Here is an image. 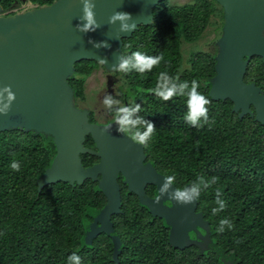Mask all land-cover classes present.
Returning a JSON list of instances; mask_svg holds the SVG:
<instances>
[{
	"label": "trees",
	"instance_id": "16d2710c",
	"mask_svg": "<svg viewBox=\"0 0 264 264\" xmlns=\"http://www.w3.org/2000/svg\"><path fill=\"white\" fill-rule=\"evenodd\" d=\"M51 4L54 0H32ZM7 8L10 5H6ZM149 26L141 25L131 38L124 39L125 58L134 52L146 56L162 55L151 71L117 73L128 85L126 93L141 105L134 117L155 125L147 142L148 160L163 174L175 175V186L216 177V183L202 189L197 214L212 230V241L234 264H264V123L251 115L240 117L231 100L211 95L216 75V58L209 51L191 53L187 61L183 42L194 43L211 24L212 16L224 11L215 0L174 5L164 0L154 10ZM100 63L83 60L69 79L75 89V102L85 100V80ZM161 72L177 82L196 80L198 91L208 100V122L195 127L185 120L187 96L165 101L154 93ZM264 92V64L255 57L246 74ZM92 120H93V115ZM86 144L94 145L89 136ZM57 153L54 139L43 133L16 129L0 134V264H68L72 252L81 256V264H231L206 247L197 232V240L184 249L170 242V227L153 215L139 197L122 187V210L112 216L121 239L117 256L110 235L102 232L86 243L88 228L99 218L107 203L98 182L87 179L81 185L58 182L38 189V180L51 166ZM85 166L99 161L92 154L82 155ZM20 163L14 171L11 162ZM227 207L217 215L216 190ZM227 217L233 228L217 231L218 222ZM205 226V227H206ZM199 227L202 235L206 228Z\"/></svg>",
	"mask_w": 264,
	"mask_h": 264
},
{
	"label": "water",
	"instance_id": "95a60500",
	"mask_svg": "<svg viewBox=\"0 0 264 264\" xmlns=\"http://www.w3.org/2000/svg\"><path fill=\"white\" fill-rule=\"evenodd\" d=\"M163 1L94 0L96 23L87 31L84 0H54L13 15H0V92L5 102L9 91L14 96L8 113L0 114V134L23 129L54 139L57 153L38 180L39 191L58 182H98L107 203L98 220L89 226L86 243L92 244L105 232L112 237L119 255L122 242L112 216L122 210V175L140 202L166 221L173 246L184 249L197 244L190 237L191 232H197L207 248L234 264L233 257L212 241L211 228L197 214V201L184 205L161 196L160 185L166 175L146 161V146L121 133L117 123L92 122L90 112L78 108L75 89L69 82L76 73V63L83 60L96 61L107 71L117 72L120 59L125 58L124 39L131 38L141 25H151L155 8ZM215 1L223 8L224 25L217 41L211 95L217 100H231L241 118L249 114L264 123V92L255 82L246 81L254 57H261L264 64V0ZM118 13L130 14L128 23L135 22V28L122 31ZM89 136L94 149L86 145ZM84 154L97 156L100 161L85 166ZM149 185L156 187V197L148 194ZM176 188L173 184L169 192ZM199 227L206 228L205 235Z\"/></svg>",
	"mask_w": 264,
	"mask_h": 264
},
{
	"label": "clouds",
	"instance_id": "9594fccd",
	"mask_svg": "<svg viewBox=\"0 0 264 264\" xmlns=\"http://www.w3.org/2000/svg\"><path fill=\"white\" fill-rule=\"evenodd\" d=\"M84 17L87 24L84 30H91L92 26L96 23L95 21V3L94 0H84ZM116 18L122 21V31H131L135 28V22L128 23L131 19L128 13H118ZM163 59L162 55L155 57L146 56L141 52L137 51L131 54L127 58H121L120 62L116 66V70L121 73H129L136 71L138 73H145L151 71V69L160 63ZM176 78L171 77L167 72H161L159 79L155 85L154 93L163 100L167 101L173 96H187L188 111L185 114V120L192 126H202V122H208V107L209 100L198 91L200 85L196 80H192L191 84L187 81L177 82ZM8 91V89H4ZM14 98L13 94L9 91L7 101L3 99V92H0V114H7L9 111V105L11 100ZM119 101L115 100L110 94L106 95L103 100V104L106 108L111 109L114 104H118ZM141 105L134 104L133 106H121L115 113V123L119 125V131L131 138L133 141L140 145H146L152 136L155 129V125L142 118L134 117V114L139 112ZM11 168L14 171L20 170V163L13 160L11 162ZM217 178L212 177L211 179H205L203 176L198 177L196 181L184 187H179L169 192V189L175 184V175H167L164 177L162 185H160V194L169 196L170 199L180 204H192L199 200L202 189L209 188L212 184L216 183ZM222 194L219 189L216 190V205L217 207L212 208V215H217L227 207V202L221 198ZM160 197H157L159 200ZM225 226L228 229L233 228V223L227 217L221 218L218 222L217 231L223 232ZM68 264H81V256L77 252H72L67 258Z\"/></svg>",
	"mask_w": 264,
	"mask_h": 264
},
{
	"label": "rangeland",
	"instance_id": "374dc122",
	"mask_svg": "<svg viewBox=\"0 0 264 264\" xmlns=\"http://www.w3.org/2000/svg\"><path fill=\"white\" fill-rule=\"evenodd\" d=\"M196 0H171L172 4L185 5L186 3H195ZM47 4H31L29 0H23L21 4L22 10L36 8ZM224 25L223 16L216 14L211 18V24L207 27L204 34L194 43L183 42L182 51L184 59L187 61L191 53L197 51L217 52V41L220 38ZM86 99L79 101V105L89 112H95L94 117L102 120L106 115H110L112 111H116L121 106H131L135 103V99L129 96L126 91L128 85L123 76L117 72H109L104 66H99L85 80ZM111 95L118 104H114L111 109L104 106L103 100L106 95ZM78 106V105H77ZM78 106V108L83 109Z\"/></svg>",
	"mask_w": 264,
	"mask_h": 264
},
{
	"label": "flooded vegetation",
	"instance_id": "af4514ba",
	"mask_svg": "<svg viewBox=\"0 0 264 264\" xmlns=\"http://www.w3.org/2000/svg\"><path fill=\"white\" fill-rule=\"evenodd\" d=\"M30 1V3L31 4H37V3H35L34 1H32V0H29ZM22 2H23V0H0V6H1V10H0V15H5V16H9V15H13V14H15V13H18V12H21V11H24V10H22L21 9V4H22ZM6 5H10V7L9 8H7L6 7ZM30 9H32V8H30ZM28 10V9H27ZM223 29V28H222ZM221 35H222V32H221ZM221 35H220V37H221ZM216 48H217V51H218V46L216 45ZM211 53H213V52H211ZM217 53L218 52H216V53H213L214 54V56H215V58H216V55H217ZM255 58V57H254ZM253 58V59H254ZM261 58V57H260ZM252 59V60H253ZM262 59V58H261ZM217 61V60H216ZM263 62V61H262ZM78 106H80L79 104H77ZM80 107H82V106H80ZM83 109H84V107H82ZM114 113H115V111H112L111 113H110V115H106V117L104 118V119H102V120H99V119H96L95 117H94V115H95V112H90V115H93V120H92V116H91V120H92V122H95V123H99V124H110V123H115V117H114ZM88 139V138H87ZM87 145V144H86ZM88 147H90V148H95V144L94 145H89L88 144ZM145 151H146V147H145ZM146 155H147V153H146ZM99 161H100V159H99ZM98 161V162H99ZM146 161H148V162H150V160H148V155H147V160ZM97 163V162H96ZM153 163V162H152ZM154 164V163H153ZM155 165V164H154ZM155 167L157 168V166L155 165ZM157 170L158 171H160L158 168H157ZM119 182H120V185H121V190H122V187L124 186V185H126V186H128L125 182H124V178H123V176L121 175L120 176V179H119ZM129 188V187H128ZM130 189V188H129ZM147 191H148V194L150 195V196H152V197H156L157 196V189H156V187H154V186H148L147 187ZM167 204H170L171 205V202L170 201H165Z\"/></svg>",
	"mask_w": 264,
	"mask_h": 264
}]
</instances>
